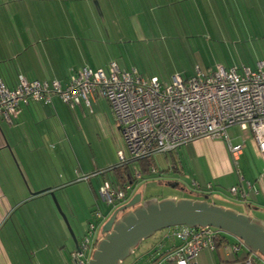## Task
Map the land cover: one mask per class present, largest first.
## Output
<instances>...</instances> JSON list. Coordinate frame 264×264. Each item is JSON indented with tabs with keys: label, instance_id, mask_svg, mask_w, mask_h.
<instances>
[{
	"label": "crops",
	"instance_id": "obj_1",
	"mask_svg": "<svg viewBox=\"0 0 264 264\" xmlns=\"http://www.w3.org/2000/svg\"><path fill=\"white\" fill-rule=\"evenodd\" d=\"M201 1L208 8L221 9L225 24L233 20L232 35L226 36L225 41L234 39L235 54L228 46L227 65H218L209 73L220 67L242 72L245 68L255 69L264 61V0ZM23 34H0V79L10 88L16 86L19 76L42 82L60 81L65 86L72 71L95 70L87 66L68 67L59 43L40 47L41 41L36 43L32 30L26 28ZM119 68L137 69L146 77H158L155 68ZM92 106L91 113L83 106L71 108L54 97L51 104L21 105L11 124L0 117V264H72L76 245L51 194L60 203L80 244L87 232L78 215L84 199L93 216L103 182L122 183L123 171L112 170L119 163V153L126 152L120 126L106 100L95 97ZM232 128L239 127L229 130ZM103 131L113 135L118 143L106 160H100L92 151L93 142ZM229 138L234 145H243L237 164L225 140L199 139L165 155L167 172L174 184L190 185L192 193L202 196L197 200L215 198L212 204L234 210L223 204L242 207L247 212H237L264 221V162L258 147L250 132ZM78 175L92 177L78 182ZM233 187H238L237 195L231 193ZM134 196L130 194L129 199ZM80 231L82 236L76 234ZM166 234L164 231L157 241L165 239L164 250L173 244L165 238ZM245 257L244 252L230 257L222 249L205 250L197 262L246 264ZM140 258V264H149L147 254L125 264ZM255 264L264 263L257 260Z\"/></svg>",
	"mask_w": 264,
	"mask_h": 264
},
{
	"label": "built area",
	"instance_id": "obj_2",
	"mask_svg": "<svg viewBox=\"0 0 264 264\" xmlns=\"http://www.w3.org/2000/svg\"><path fill=\"white\" fill-rule=\"evenodd\" d=\"M54 97L71 108L83 106L91 113L93 98L107 101L126 147V152L119 153L120 166L173 153L199 139L225 140L237 164L243 145L232 143L228 135L231 127L251 133L264 162V61L255 69L245 68L242 72L220 67L209 74L197 70L185 78L177 74L170 83L155 76L146 77L137 69L121 70L115 62L108 71L89 68L72 71L65 86L60 81L42 82L19 76L16 86L10 88L0 79V117L11 124L21 105L51 104ZM152 172L156 173V168ZM91 177L78 175L77 181H89ZM134 179L142 181L143 173L136 169ZM238 190L233 187L231 193L237 195ZM133 191L132 185L122 187L104 181L99 197L105 205L117 208L128 201V193ZM93 218L100 224L90 223L79 250L72 253V264H89L101 240L100 231L106 218L99 207L93 211ZM166 231L165 238L173 242L171 248L164 250L165 239L157 243L148 256L149 264H198L203 251H217L223 236H229L212 227L180 226ZM234 239L222 246L227 256L246 252V264H255L257 260L264 263L262 255Z\"/></svg>",
	"mask_w": 264,
	"mask_h": 264
},
{
	"label": "rangeland",
	"instance_id": "obj_3",
	"mask_svg": "<svg viewBox=\"0 0 264 264\" xmlns=\"http://www.w3.org/2000/svg\"><path fill=\"white\" fill-rule=\"evenodd\" d=\"M199 1L0 0V34H23L28 28L32 30L36 43L41 41L38 44L40 47L59 43L63 47L68 67L87 66L107 71L112 62H116L121 68H155L158 78L170 83L177 74L185 78L193 76L197 70L209 73L218 65L226 66L230 59L228 46L235 54L234 39L225 41L226 36L232 35L233 20L225 24L221 9L208 8ZM60 65L65 63L62 61ZM94 109L96 111L95 106ZM232 129L228 130L231 139L249 133L241 132L239 128ZM112 136L103 131L102 136L93 142L92 151L100 160H106L118 147ZM136 166L144 172L141 163H136ZM153 167L157 168L153 178L143 174L145 180L134 187L133 193L142 194L143 202L149 199L202 198L192 193L190 185L174 184L175 181L167 172L165 155L156 156ZM131 199L117 208L98 200V206L95 207H99L103 216L109 219ZM208 200L215 202V198ZM217 203L222 204L220 201ZM88 204L84 199L81 209L77 207L82 224L86 227L85 232L90 223L96 226L100 224L93 219ZM223 205L235 208L231 209L234 211L247 212L242 207ZM164 231L143 241L123 264L138 255H145ZM101 232L102 228V239ZM76 234L82 236L81 231ZM229 237L231 241L235 240Z\"/></svg>",
	"mask_w": 264,
	"mask_h": 264
},
{
	"label": "water",
	"instance_id": "obj_4",
	"mask_svg": "<svg viewBox=\"0 0 264 264\" xmlns=\"http://www.w3.org/2000/svg\"><path fill=\"white\" fill-rule=\"evenodd\" d=\"M51 196L79 250L67 216L55 195ZM120 213H123L121 218ZM180 226L220 229L243 241L251 252L264 257V221L260 219L212 204L207 199H149L143 202L142 194H137L105 222L101 232L103 238L89 264H123L143 241L160 231Z\"/></svg>",
	"mask_w": 264,
	"mask_h": 264
},
{
	"label": "trees",
	"instance_id": "obj_5",
	"mask_svg": "<svg viewBox=\"0 0 264 264\" xmlns=\"http://www.w3.org/2000/svg\"><path fill=\"white\" fill-rule=\"evenodd\" d=\"M89 111V110H88ZM169 154H171V153H168V154H165V155H169ZM136 163H141L142 164V167H143V169H144V172H142L143 174H148V176H152L153 174H156V173H153L152 172V170H151V168H156V167H153V163H154V158H151V159H145V160H135V161H130L128 164H124V165H116V166H114V168L112 169V170H115V171H123V174H122V176H121V174H120V180H122V183L120 182L119 184H116V183H114V182H112L113 184H115V185H120V186H122V187H126L127 185H132L133 187H135L138 183H140L141 181H137V180H135L134 179V172H135V170L137 169V170H139L138 168H137V166H136V168H135V165H136ZM135 168V169H134ZM157 172V171H156ZM128 174V175H127ZM125 175H127L126 176V178H125ZM143 180H145V178H144V175H143ZM142 180V181H143ZM128 196H130V194L128 193ZM93 217V216H92ZM104 218H106V217H104ZM94 219V218H93ZM108 219H106L105 220V222L107 221ZM105 222H103V224L105 223ZM88 233V231L85 233V235ZM103 237V236H102ZM224 237V241H220V243H218V249L217 250H220V249H222V246L226 243V242H228V241H231V238L229 237V236H223ZM154 247H155V245L154 246H152L151 248H150V250H148V252H146L145 254H147V256H149L150 255V253H151V250L152 249H154ZM225 253V252H224ZM245 254H246V257L243 259V261H244V263H245V259L247 258V256H248V254L246 253V252H244ZM234 256H237V255H234ZM233 255L232 256H230V257H234ZM141 259V258H140ZM132 264H139V259L138 260H136L135 262H133Z\"/></svg>",
	"mask_w": 264,
	"mask_h": 264
},
{
	"label": "flooded vegetation",
	"instance_id": "obj_6",
	"mask_svg": "<svg viewBox=\"0 0 264 264\" xmlns=\"http://www.w3.org/2000/svg\"><path fill=\"white\" fill-rule=\"evenodd\" d=\"M129 211H130V210H129ZM127 212H128V211H127ZM122 215H123V213H120V214H119V218H121V217H122Z\"/></svg>",
	"mask_w": 264,
	"mask_h": 264
}]
</instances>
